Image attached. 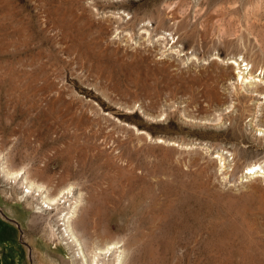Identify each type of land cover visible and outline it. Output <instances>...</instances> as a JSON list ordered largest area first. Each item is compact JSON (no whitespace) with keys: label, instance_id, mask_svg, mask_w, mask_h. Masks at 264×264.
<instances>
[{"label":"rangeland","instance_id":"1","mask_svg":"<svg viewBox=\"0 0 264 264\" xmlns=\"http://www.w3.org/2000/svg\"><path fill=\"white\" fill-rule=\"evenodd\" d=\"M2 162L127 264H264V0H0ZM1 176L0 264H79Z\"/></svg>","mask_w":264,"mask_h":264},{"label":"bare ground","instance_id":"2","mask_svg":"<svg viewBox=\"0 0 264 264\" xmlns=\"http://www.w3.org/2000/svg\"><path fill=\"white\" fill-rule=\"evenodd\" d=\"M253 166H249L248 169H252ZM0 174L3 180L23 185L34 199L37 198L41 205H45V210L49 214L45 223L49 229V236H57L53 227L54 225L58 227L59 238L65 241V246L72 253V259L77 260L79 264H127V249L121 244V239L106 241L103 244L95 242L89 247L83 236H80L81 233L79 234L74 222L78 220L83 205L82 192L74 190L72 186L52 192L43 184L27 181L26 173L22 170L11 172L3 162L0 163Z\"/></svg>","mask_w":264,"mask_h":264},{"label":"built area","instance_id":"3","mask_svg":"<svg viewBox=\"0 0 264 264\" xmlns=\"http://www.w3.org/2000/svg\"><path fill=\"white\" fill-rule=\"evenodd\" d=\"M241 66H242V69H244V64H242Z\"/></svg>","mask_w":264,"mask_h":264}]
</instances>
